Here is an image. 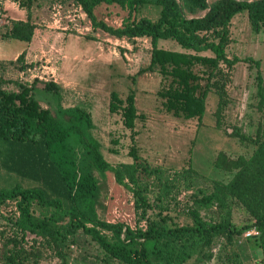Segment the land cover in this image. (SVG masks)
Returning a JSON list of instances; mask_svg holds the SVG:
<instances>
[{
	"label": "rangeland",
	"instance_id": "rangeland-1",
	"mask_svg": "<svg viewBox=\"0 0 264 264\" xmlns=\"http://www.w3.org/2000/svg\"><path fill=\"white\" fill-rule=\"evenodd\" d=\"M34 1L28 10L19 1L0 0L1 56L21 51V41L5 36L14 21L31 17L37 25L31 48L21 59L19 55L0 61V75L9 80L6 87L17 90L19 83L29 84L40 104L57 114L56 94L46 89V83L59 84L65 107L80 104L92 113L93 132L111 164L133 162V153L142 158L137 185L129 178L119 183L113 172L93 170L98 181L97 220L122 228V239L134 232L142 244L143 232L194 226L198 220L207 226L226 223L238 230L256 226L259 233L253 238L244 237L245 229L232 239L227 232L211 240L185 234L162 237L163 245L157 247L152 241L148 246L156 261L167 264H264L257 217L228 189L238 171L237 160L249 159L257 149L255 142L241 140L235 131L264 140V110L259 108L258 94L259 76L264 83V24L255 31L243 11L228 25V56L254 61L242 60L233 67L231 102L218 122L219 97L214 90L206 91L213 62L188 61L195 57L193 51L166 40L160 46L186 52L185 61L168 58L169 65H153L149 37L120 38L95 28L76 0ZM216 1L220 0H207V7L190 17L206 16ZM160 11V6L147 5L137 17L157 19ZM97 17L115 27L126 18L115 7L105 6L98 8ZM176 67L181 68L178 73ZM169 68L174 70L164 72ZM17 184L38 186L0 164V188ZM32 209L37 216L56 215L64 226L62 234L53 238L25 233L16 225L21 214L17 200L0 202V264H124L83 229L71 227L70 216L38 203ZM87 224L95 225L93 220ZM97 226L116 239L113 228Z\"/></svg>",
	"mask_w": 264,
	"mask_h": 264
},
{
	"label": "trees",
	"instance_id": "trees-1",
	"mask_svg": "<svg viewBox=\"0 0 264 264\" xmlns=\"http://www.w3.org/2000/svg\"><path fill=\"white\" fill-rule=\"evenodd\" d=\"M30 10L34 0H15ZM95 28L116 37H149L153 46V65L171 64L168 58L185 61L186 52H177L160 46L161 41H176L182 49L194 52V62L204 61L213 64L209 73L206 91L214 90L219 97L218 122L231 102L229 85L232 82L233 67L244 60L252 63L253 58H230L226 52L228 43V25L240 12L247 11L253 29L260 31L264 24V0L252 2L243 0H220L211 6L206 16H191L197 10L207 7V0H76ZM161 7L157 19L137 17L147 5ZM116 8L126 18L121 27L107 24L97 17L98 8ZM36 23L16 20L5 36L31 42ZM211 51L212 55H203ZM25 55L22 53L18 59ZM191 56V55H190ZM257 66L260 61L255 60ZM186 64V63H184ZM192 66V65H191ZM188 68L190 66H187ZM250 67L252 65L250 64ZM178 73L181 68H174ZM169 68L164 72H172ZM259 108L264 110V83L259 76ZM9 83L0 75V164L9 172L32 180L35 187L17 184L12 188H0V202L17 200L21 212L16 225L22 231L48 237H60L61 227L56 215L37 216L32 206L38 203L42 207H52L56 212L70 216V226L83 229L112 258L124 264H167L156 261L148 246L162 244V237L185 234L212 239L216 234L227 232L229 238L241 234L244 229H232L226 223L207 226L202 220L197 225H182L169 228L165 232L151 229L141 234L144 243L138 241L137 234L129 232V238L122 239V228L118 225L98 221L96 217V196L98 181L93 170L100 173L113 172L119 183L129 178L138 184L139 167L142 158L133 153L131 163L111 164L105 157L101 141L95 136V122L92 113L83 105L65 107L63 88L55 82L46 83L48 91H54L57 98V114L44 108L35 98L33 89L27 83H19L17 90L6 87ZM138 118V117H137ZM235 135L241 140L255 142L257 149L249 158L237 160L238 171L228 183V189L239 201L257 217V226L262 231L261 247L264 254V140L253 139L239 130ZM147 169V167H144ZM210 199V198H208ZM95 225L89 226L87 221ZM114 229L116 239H110L97 226ZM251 227V226H250ZM249 227V228H250ZM163 245V244H162ZM163 253V249L159 251ZM167 252V250L165 251Z\"/></svg>",
	"mask_w": 264,
	"mask_h": 264
},
{
	"label": "crops",
	"instance_id": "crops-1",
	"mask_svg": "<svg viewBox=\"0 0 264 264\" xmlns=\"http://www.w3.org/2000/svg\"><path fill=\"white\" fill-rule=\"evenodd\" d=\"M22 20H25V19H22ZM16 41H21V40H17L16 39ZM19 44H20V48H21V51H20V53L18 54V55H16V56H9V57H6V56H1L0 55V61H7V60H15V59H17V57L19 56V55H21L22 53H24V52H28L29 51V49L31 48L29 45H30V42H26V41H21V42H19ZM140 118V117H139ZM138 118V119H139ZM132 155V154H131ZM132 158H133V156H132ZM131 163V162H130Z\"/></svg>",
	"mask_w": 264,
	"mask_h": 264
},
{
	"label": "built area",
	"instance_id": "built-area-1",
	"mask_svg": "<svg viewBox=\"0 0 264 264\" xmlns=\"http://www.w3.org/2000/svg\"><path fill=\"white\" fill-rule=\"evenodd\" d=\"M259 231L258 228L256 226L250 228L249 230H246V232H244V237L245 238H253L256 237L258 235Z\"/></svg>",
	"mask_w": 264,
	"mask_h": 264
}]
</instances>
